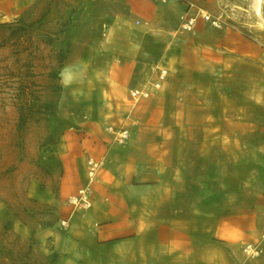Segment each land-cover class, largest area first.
Returning a JSON list of instances; mask_svg holds the SVG:
<instances>
[{"label": "crops", "instance_id": "0c3cea01", "mask_svg": "<svg viewBox=\"0 0 264 264\" xmlns=\"http://www.w3.org/2000/svg\"><path fill=\"white\" fill-rule=\"evenodd\" d=\"M36 1L0 0V21L19 20ZM86 3L74 15L78 23L52 44L58 52L64 53L71 37L73 40ZM60 7L58 0H52L42 15L30 22L32 27L52 21L62 11ZM91 9L99 15L94 5ZM45 32L49 43L57 35L48 36V29ZM103 44L124 54V61L110 55L94 57L95 51L87 47L81 50L77 67L71 66L75 63L71 59L62 61V70L67 71L63 79L71 84L68 98L60 101L57 119L49 117L48 123H40L46 132L36 162L43 169V177L32 180L28 195L48 209L43 221L33 226L6 208L0 215V225L7 224L21 239L32 241L46 259L52 255L45 264H221V258L230 252L219 243L201 244L200 224H209L203 230L215 232L228 242L245 238L254 221L222 215L224 209L241 203L246 183L251 184L249 190L260 195L264 157L255 148L248 149V164L234 158L229 167L227 155L231 152L235 156L242 150L230 147L229 139L210 135L214 129L223 133L228 105L222 104L219 113L209 109L207 101L199 100L190 89L181 96L183 88L174 86L172 79H166L161 89L153 87L159 69L151 76V67L141 65V61L154 57L158 43L152 40L151 49L146 50L141 43H134L132 35L125 40L110 35ZM172 44L167 43L164 56L171 46L172 59L179 60ZM164 56L161 61L172 65ZM91 63L93 72L87 66ZM136 87L150 89L151 96L133 101L130 90ZM75 96L85 97L82 104L74 100ZM68 110L79 111L80 115L68 122L61 117L68 116L62 114ZM201 124L205 125V135L198 139L194 130ZM110 125L129 127V139L116 141L108 131ZM219 142L221 156L217 160L212 153L213 145ZM89 156L103 160L92 206L75 211L69 225L62 227L61 219L70 212L67 197L88 181ZM245 176L249 182H245ZM252 197L254 207V194ZM0 264H26V259L16 260L0 249Z\"/></svg>", "mask_w": 264, "mask_h": 264}, {"label": "rangeland", "instance_id": "374dc122", "mask_svg": "<svg viewBox=\"0 0 264 264\" xmlns=\"http://www.w3.org/2000/svg\"><path fill=\"white\" fill-rule=\"evenodd\" d=\"M51 1L37 0L17 21H0L7 23L0 26L1 216L4 209L9 208L14 216L33 226L43 221L48 209L28 195L32 180L43 177V169L36 162L39 149L44 147L40 141L46 132L40 123H48L49 117L57 119L58 112L61 113L60 103L68 98L70 80L64 79V90L60 76L66 60L71 59L75 62L71 66L77 67L78 56L87 47L89 51H95L94 57L110 55L114 60L124 61V54L104 46L103 42L110 35H115L117 40H125L132 35L134 43H141V48L144 46L145 49H151L153 40L158 43V48L153 49L154 57L140 59L141 65L151 67V76L156 74L159 66H163L169 70L167 80L172 79L174 86L183 88L181 96L184 90L190 89L199 100L207 101L209 109L218 113L222 104L228 105L226 118L222 120L223 133L214 129L210 135L229 139L230 147L242 150L235 156L231 152L227 155L229 167L234 158L248 164V149L255 148L264 157V0L260 2V13L257 11L258 0H58L62 11L41 27H32L30 22L42 15ZM187 1L194 5L188 6ZM83 2L87 3L81 15V25L73 33L69 46L64 48L65 52H58L52 44L78 23V17L75 16L74 20V15ZM93 5L95 11L99 10V15L93 13ZM200 9L220 18V25L215 26L199 15L195 30H183L182 16L186 10L199 12ZM20 24L26 28L25 34L20 38H10L11 29ZM46 29L50 31L48 36L57 34L50 43L46 40ZM167 43L176 46L179 60L172 59L171 46L164 56ZM59 56H62L61 60L57 59ZM163 56L172 65L163 63ZM87 66L90 72L94 71L93 63ZM84 98L75 96L74 100L82 104ZM62 114L68 115L61 116L63 119L72 122L80 112L68 110ZM204 127L201 124L195 128L194 135L198 139L205 135ZM196 147L198 150L199 143ZM212 155L214 159L220 158V142L213 145ZM260 168L264 174L263 159ZM261 179L259 196L249 190L251 184L246 183L247 190L242 193L241 203L223 211V218L235 215L244 222L254 221L255 226L246 230L244 239L228 242L215 232L203 230L210 227L209 224H200L202 229L198 235L202 238L201 244L219 243L230 252L221 258V264H264V175ZM245 182H249L247 176ZM252 194L255 196L254 207ZM15 232L7 224L0 225L2 251L16 260L20 257L26 259V264L50 262L52 255L46 259V254L36 250L32 241L21 239ZM250 242L260 250L256 257L244 252V245Z\"/></svg>", "mask_w": 264, "mask_h": 264}, {"label": "built area", "instance_id": "2783aa9c", "mask_svg": "<svg viewBox=\"0 0 264 264\" xmlns=\"http://www.w3.org/2000/svg\"><path fill=\"white\" fill-rule=\"evenodd\" d=\"M161 2H166L168 0H159ZM189 3L188 6H193L194 4L191 1H187ZM199 15L203 18L209 20L213 25H220V18L212 17L211 13L207 10L200 9L199 12L187 11L182 16V29L189 32L193 31L196 28ZM138 23H141V20H138ZM171 35L174 34L173 31L170 32ZM159 73L157 79L153 82V87L155 89H161L164 81H166L168 76V69L164 67H159ZM152 92L150 89L146 87H136L130 90V96L133 101L138 102L141 99L149 98ZM108 131L114 134L116 141L125 142L129 139L131 132L129 127H116L114 125L108 126ZM103 166V160L96 158L95 156H89L87 159V173H88V181L85 185L78 188L76 193L69 195L66 199L67 204L70 205L69 216L61 219V226L67 227L69 225V217L74 214L75 211L78 210H87L92 206V195L94 192V184L98 179V175L100 169ZM244 252L251 257H256L259 255L260 250L258 246L254 245V243H246L244 245Z\"/></svg>", "mask_w": 264, "mask_h": 264}, {"label": "trees", "instance_id": "16d2710c", "mask_svg": "<svg viewBox=\"0 0 264 264\" xmlns=\"http://www.w3.org/2000/svg\"><path fill=\"white\" fill-rule=\"evenodd\" d=\"M7 23H0V26H6ZM26 32V28L23 25H18L16 27H13L10 31V38L17 37L20 38L23 36Z\"/></svg>", "mask_w": 264, "mask_h": 264}, {"label": "bare ground", "instance_id": "6f19581e", "mask_svg": "<svg viewBox=\"0 0 264 264\" xmlns=\"http://www.w3.org/2000/svg\"><path fill=\"white\" fill-rule=\"evenodd\" d=\"M260 2H261V0H258V4H257V11H258V13L261 12V5H260ZM67 80H68V79H67Z\"/></svg>", "mask_w": 264, "mask_h": 264}, {"label": "clouds", "instance_id": "9594fccd", "mask_svg": "<svg viewBox=\"0 0 264 264\" xmlns=\"http://www.w3.org/2000/svg\"><path fill=\"white\" fill-rule=\"evenodd\" d=\"M64 71H65V70H61V73H60V76H61V82H62V83H64V79H63V77H64Z\"/></svg>", "mask_w": 264, "mask_h": 264}]
</instances>
